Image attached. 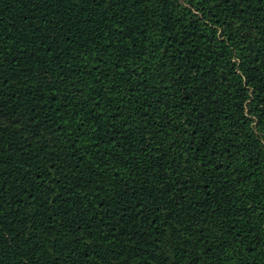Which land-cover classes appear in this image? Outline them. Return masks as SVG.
Wrapping results in <instances>:
<instances>
[{
    "label": "trees",
    "instance_id": "16d2710c",
    "mask_svg": "<svg viewBox=\"0 0 264 264\" xmlns=\"http://www.w3.org/2000/svg\"><path fill=\"white\" fill-rule=\"evenodd\" d=\"M0 264H264V0H0Z\"/></svg>",
    "mask_w": 264,
    "mask_h": 264
}]
</instances>
